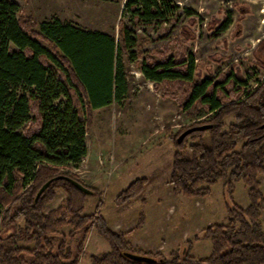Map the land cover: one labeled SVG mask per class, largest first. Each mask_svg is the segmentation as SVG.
<instances>
[{"label": "trees", "instance_id": "obj_1", "mask_svg": "<svg viewBox=\"0 0 264 264\" xmlns=\"http://www.w3.org/2000/svg\"><path fill=\"white\" fill-rule=\"evenodd\" d=\"M179 10L172 0H125L116 40L58 17L37 23L16 2L0 0V207L7 206L3 227L15 228L0 236V264H79L81 244L72 248L74 234L81 231L83 238L92 226L110 248L91 254L89 264H264L260 219L264 195L257 179L264 175V78L249 90L239 70L219 73L216 82L200 78L184 47L192 36L185 25L174 37V46H163L160 61L147 59L140 71L188 118L209 114L170 137L175 147L169 180L173 190L205 195L218 180H224L228 192L236 181L248 186L247 206L228 207L225 224L206 228L210 255L196 258L184 248L180 254L171 251V258L153 257L152 263L126 258L124 251L135 253L126 239L131 230L113 231L100 214H84L88 194L56 179L64 175L83 184L68 165L86 156V126L91 124L92 110L119 101L127 91L120 56L135 54L133 49L144 41L134 29L165 23ZM237 11L241 18L244 8L240 5ZM183 13L190 24L200 20L192 8H183ZM231 23L229 13L223 21L213 18L208 28L218 25L219 33ZM172 50L175 55L167 57ZM254 55L264 69V41L258 42ZM209 124L177 141L188 128ZM189 139L194 140L189 143ZM50 179L34 202L38 189ZM144 181L130 182L117 203L138 196ZM58 190L65 193L63 202L47 211ZM64 226L72 230L58 236Z\"/></svg>", "mask_w": 264, "mask_h": 264}, {"label": "rangeland", "instance_id": "obj_2", "mask_svg": "<svg viewBox=\"0 0 264 264\" xmlns=\"http://www.w3.org/2000/svg\"><path fill=\"white\" fill-rule=\"evenodd\" d=\"M12 1L26 14H32L37 23L58 17L79 28L119 38L118 22L123 17L125 0ZM172 1L180 10L168 15L165 23L140 25L134 29L136 37L144 41L133 49L135 54L120 56L127 91L119 101L92 110L91 124L86 126V156L78 164H69L68 169L84 186L95 189L86 196L83 213L100 214L113 231L131 230L126 237L131 251L152 258H171V251L180 254L185 248L192 256L202 259L212 250L210 239L204 237L206 228L225 224L228 207L244 209L248 204V186L241 180L236 181L228 192L224 180H218L205 195L173 190L169 180L175 147L170 137L209 114L201 112L197 117L188 118L173 100L154 88L140 67L150 58L159 62L163 46H174V37L179 35L180 26L185 25L192 36L184 47L194 58L195 72L200 78L209 77L216 82L219 73L230 75L239 70L246 80L245 90L255 88L264 78V69L258 67L254 55L258 42L264 41V0ZM240 5L245 10L241 18L237 11ZM185 7L192 8L200 20L190 24L183 13ZM229 13L232 23L225 31L218 33V25L208 28L213 18L223 21ZM124 20L128 21L127 15ZM128 25L133 28L132 24ZM173 52L166 56H174ZM193 140L189 139V143ZM139 178L145 180L141 193L118 204L116 198L120 192ZM257 179L259 191L264 195V175L258 174ZM64 198V191L58 190L46 210L56 208ZM6 208L0 207L1 237L15 230L13 225H2ZM260 215L264 229V207ZM71 230L64 226L57 235H68ZM74 235L72 248L81 244L79 264H89L91 254L110 248L94 226L88 228L83 238L81 231Z\"/></svg>", "mask_w": 264, "mask_h": 264}, {"label": "water", "instance_id": "obj_3", "mask_svg": "<svg viewBox=\"0 0 264 264\" xmlns=\"http://www.w3.org/2000/svg\"><path fill=\"white\" fill-rule=\"evenodd\" d=\"M208 127H210V124L209 125L194 126V127L188 128L187 130L183 131L178 136L177 141L180 142L186 135H188L191 132L204 130ZM262 127H264V124L262 125ZM56 179H65V180L71 182L74 186H76L80 191H82L85 194H92L93 193V191L91 189L84 186L80 182L73 180L72 178H70L68 176L59 175L56 177ZM51 181H52V179H50V180L46 181L44 184H42V186L38 189V191L36 192V194L34 196V202H36L38 200L41 193L48 187V185L50 184ZM123 256H125L126 258H129L131 260L138 261V262L152 263V262L156 261L154 258H152L150 256L136 254V253H132V252H128V251H124Z\"/></svg>", "mask_w": 264, "mask_h": 264}]
</instances>
